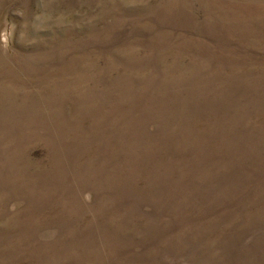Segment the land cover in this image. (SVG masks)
I'll return each instance as SVG.
<instances>
[{"label":"rangeland","instance_id":"374dc122","mask_svg":"<svg viewBox=\"0 0 264 264\" xmlns=\"http://www.w3.org/2000/svg\"><path fill=\"white\" fill-rule=\"evenodd\" d=\"M0 264H264V0H0Z\"/></svg>","mask_w":264,"mask_h":264}]
</instances>
